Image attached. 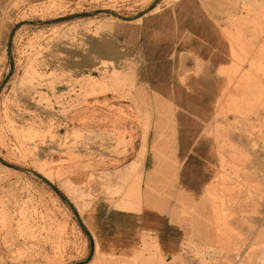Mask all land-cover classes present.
I'll return each mask as SVG.
<instances>
[{"label": "rangeland", "instance_id": "374dc122", "mask_svg": "<svg viewBox=\"0 0 264 264\" xmlns=\"http://www.w3.org/2000/svg\"><path fill=\"white\" fill-rule=\"evenodd\" d=\"M178 1L15 0L0 8V264H90L97 241L85 217L98 201L121 209L168 210L180 236L171 257L147 234L128 254L102 249L98 264H264V185L256 180L249 153L239 154V166L232 167L235 156L221 150L218 140L227 125L236 140L243 135L249 141L251 132L264 130L250 93L255 78L264 81V55L253 53L256 39L264 36V7L247 0H193L223 35L226 63L217 72L219 93L199 121L198 134L210 143L196 151L207 153L200 173L208 176L202 193L188 195L178 186L183 161L174 154L173 123L184 110L140 83L136 56L112 35L114 25L142 23ZM241 17L256 22L244 24ZM28 67L41 77L34 80L42 97L32 104L23 103L33 76L24 74ZM232 76L249 78V101H233L235 91L241 92ZM17 110L20 117L25 112L28 120L34 114L41 120L37 135L25 140L21 129L14 130L10 118ZM145 135L154 139L153 151L157 139L167 151L166 169L157 178L152 170L144 172L148 145L138 161ZM134 180L142 181V189L132 188ZM222 203L223 219L234 225L226 237L199 242L196 229L204 219L198 218L207 210L213 218Z\"/></svg>", "mask_w": 264, "mask_h": 264}, {"label": "crops", "instance_id": "0c3cea01", "mask_svg": "<svg viewBox=\"0 0 264 264\" xmlns=\"http://www.w3.org/2000/svg\"><path fill=\"white\" fill-rule=\"evenodd\" d=\"M112 35L136 56L140 63V83L157 97L184 110L173 123L177 157L183 161L178 186L188 195L202 193L208 174L200 171L209 158L205 157L207 153L196 151V147L202 149L197 145H206L210 140L198 134L199 121L210 111L204 107L210 106L219 93L217 72L226 63L223 35L193 0H180L164 9V13L147 17L142 23H118ZM123 126L126 125L120 127ZM153 141L151 137L147 140L145 173L156 169L150 147ZM166 211L158 212L154 206H145L141 211L121 209L98 201L85 218L91 219L96 243L106 253L128 254L143 245L144 236L150 234L153 240L157 238L162 255L168 258L177 253L180 236L179 229L170 220L175 217Z\"/></svg>", "mask_w": 264, "mask_h": 264}, {"label": "bare ground", "instance_id": "6f19581e", "mask_svg": "<svg viewBox=\"0 0 264 264\" xmlns=\"http://www.w3.org/2000/svg\"><path fill=\"white\" fill-rule=\"evenodd\" d=\"M14 1L15 0H13V1L12 0H0V8L5 10L6 7L8 5H10L11 3H14ZM246 2H248L254 8H256V7L257 8H263L264 7V0H247ZM222 4H223V2H222ZM249 22H256V21H253V19H250L248 17H241V23L247 24ZM262 36L263 35H261L259 38H262ZM243 41H245V40H243ZM261 46H264V36H263V39H261V40L256 39V42H255L254 48H253L254 55L255 54H261V55L263 54L264 55V50L261 49L262 52L260 50ZM257 50H258V52H257ZM234 53H236V55H237V52L234 51ZM260 62H262V61H260ZM32 71L33 72H30V67H28L24 71V74L26 76L29 75V73H31L33 76H32V78H31V76H29V78H31L30 84H29L30 88L28 90L29 96H28V98L24 99L25 102H23V103L28 102L29 104L30 103L32 104V103L36 102V97H40V98L42 97L41 85H40V83H36L35 80H34V79L41 80L40 72L38 71V69H32ZM231 80L234 81L233 82L234 85H236L238 90L241 92V94H237V91H235L236 93L234 94L233 101L239 102V100H241V99L243 100V102L249 101V97H246V94L247 93L249 94V92H248L249 91L248 90L249 89V83H248L249 78L247 76L246 77H242V79L239 81L238 80V76H232ZM250 93H252V96L255 97V98H252V100H253L254 105L256 107V109L254 111L255 114L257 115L256 120H259L260 122H262V125H263L264 124V113H262L261 109L264 110V81H263V79L261 77L255 78V81L252 83V89H251ZM209 94H211V93H209ZM32 95H34V96H32ZM37 103H41L40 99L37 100ZM259 106L261 108H259ZM14 115L16 116V118L14 117ZM75 115H77V114H75ZM72 119H74V116H72ZM10 121L13 122V126H14L13 128H14L15 131H17L18 129H21L22 136H23V138L25 140L27 139V137H31L32 135H37V131H40V126L41 125L37 124V121L40 122L41 120L38 117H36V114H34V117L31 118V120H28L27 114L25 112L22 113V115L20 117V114H19V112L17 110V111H15V113L12 114V117L10 118ZM17 124H19V126H17ZM253 125H254V123H253ZM255 127H256V125H255ZM262 127L263 126H261L260 130H258V131L254 130V132H251V134L249 136L250 137L252 136V139H249V141H247L246 138H244V140H243V138H240L241 136L243 137V135H240L237 140L234 139L235 136L232 133L231 127L227 125L226 127H224L223 130L219 131L220 139H218V140H219V143H220V149L221 150L228 151V153H231V156H233V155L235 156L234 157L235 158L234 159L235 163L232 162L233 163L231 165L232 167L239 166L238 164H236L237 162H239L238 161V159L240 158L239 154H243V153L244 154H248L249 153L250 156L252 157V161H253L251 167L255 168V175L258 176L256 180L258 181L259 184H261V185L263 184L264 185V134H263L264 130H262ZM251 141L252 142L254 141L253 144H255V147H254L253 150L250 149V147H249V144L251 143ZM28 144L31 145V143H28ZM163 146H164L163 142L161 140L157 139L156 140V151H154V156H155L154 158H155L156 164H158V165H156L155 171L152 172V176L154 178H155V176H156V178L158 176H160V173L164 172L165 169H166L165 152H167V151L161 149ZM146 148H147V135H145V137L143 138V145L141 146V149H140V152H139L138 161H141L143 159V154L146 151ZM30 149H31V147L29 146L27 148V151H29ZM174 154H175V157L177 158L176 153H174ZM222 156H223V159L225 161H228L227 160V155L225 153H222ZM132 166H134V163L131 165V168H132ZM129 169H130V167L129 168H125V170H123L124 171L123 175L128 174L129 173L128 172ZM259 169H261V170H259ZM126 177H128V176H126ZM124 181L126 182L127 180L124 179ZM236 181L237 182H235L234 184H241L242 185L241 182L239 183L238 180H236ZM219 183H221V182H218V184ZM134 184L136 185V186H132V188L134 190H137V188L138 189H140V188L142 189V181L141 180L138 181V182H136L134 180ZM238 188H239V185H238ZM146 189H148V188H146ZM250 190H251L250 188L244 189V193H243L244 198H246V201H245L246 202V204H245L246 208H248L247 206H248L249 201H250L249 199H251V197L249 198V196H250L249 195V191ZM247 195H248V197H247ZM132 196H133V193L129 192L127 194V198H130V200H131V201H129V202H131V205H132V202L134 201L132 199L133 198ZM241 198L242 197H240V199ZM255 202H256V198H254V202L253 203H255ZM239 203H240V201L238 202V204ZM242 203L243 202H241V205H242ZM203 204H205V203L203 202ZM224 205H227V204L226 203H222L219 206L217 205V210H216V213H215L213 218L210 217V215H209L210 211L209 210H207V212H205V214H203L200 218H198V219H204L203 223H201L199 225V227H197V229H196L197 240L199 242H201L202 240H205V239L207 241H213V240H216L218 237L219 238L226 237V233L228 232L229 228L232 227L231 223H233V225H234V222L233 221L229 222L228 219H223V215H221L222 211L220 209H218V208L221 207L223 209ZM125 206H127V204L126 205H122V207H125ZM206 206H208V205H206ZM206 206L204 205L203 207H206ZM127 209H129V207ZM244 214H245V212H244ZM262 215H264V214H262ZM245 217H247V219L249 218V216H247V214H245ZM230 224H231V226H230ZM144 242H145V240H144ZM144 242H143V244H144ZM156 243H157L158 248L160 249L159 241L156 240ZM248 245H249V243H248ZM102 255H103V252L101 251L99 243H97L96 252H95L94 258H93V260L91 261L90 264H98L99 262H101V260L103 259Z\"/></svg>", "mask_w": 264, "mask_h": 264}]
</instances>
